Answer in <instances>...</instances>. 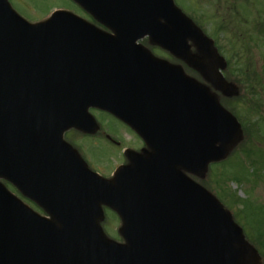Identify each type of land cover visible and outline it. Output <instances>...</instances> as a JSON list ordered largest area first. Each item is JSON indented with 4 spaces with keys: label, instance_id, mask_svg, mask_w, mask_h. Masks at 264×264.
<instances>
[{
    "label": "water",
    "instance_id": "obj_1",
    "mask_svg": "<svg viewBox=\"0 0 264 264\" xmlns=\"http://www.w3.org/2000/svg\"><path fill=\"white\" fill-rule=\"evenodd\" d=\"M74 1L116 34L66 11L31 24L0 0V177L52 219L0 182V264H262L231 212L186 174L225 159L240 123L181 66L137 44L149 35L232 96L212 41L174 0ZM90 107L130 124L151 150L129 153L112 180L63 139L98 130ZM103 206L120 214L125 244L104 234Z\"/></svg>",
    "mask_w": 264,
    "mask_h": 264
},
{
    "label": "rangeland",
    "instance_id": "obj_2",
    "mask_svg": "<svg viewBox=\"0 0 264 264\" xmlns=\"http://www.w3.org/2000/svg\"><path fill=\"white\" fill-rule=\"evenodd\" d=\"M10 2L18 13L33 23L42 21L47 17V12L55 9H72L71 11L77 12L76 14L81 12L70 0H10ZM175 2L185 13L202 22V26L211 37L219 39V43L215 40L220 51L228 61H231L224 73L225 76L234 78L240 84L242 83L240 81H243L241 80L243 75L236 69L243 70L249 76L246 81L248 85L242 83L241 98L224 99L222 97V102L233 112H239L246 127L248 124L245 117L249 123L251 120L258 123L256 132L251 129L255 135L252 134L251 138L245 131L246 137L240 148L238 147L230 153L226 159L227 163L213 167L212 164L205 175V182L211 186L209 189L216 196L221 192L224 202L233 203L229 210L233 214L235 212L239 224L251 237L249 232H252L251 228L264 223V120H262L264 119V33L261 34L260 30H257V27L260 29V24L264 29V23H261L264 21V0H175ZM258 12L261 13V16ZM219 21H224L229 25L228 30H223L222 34L216 33ZM233 52L237 53L238 57ZM252 78L258 79L257 84L251 86L258 90V98L250 92V83L256 82ZM256 99L259 100L257 103L259 109L252 111L253 101ZM246 110L251 111L246 112ZM91 112L97 117L96 119L102 121L100 123L104 127L103 130L111 125L120 128L125 141H129L130 131L126 132L127 130L119 120L98 112L96 109H91ZM65 138L78 146L91 167L101 175L110 176L114 169L124 161L122 160L123 148L106 144L102 140L101 133L86 136L71 130L65 134ZM245 147L249 148V153L244 154L242 148ZM251 158L253 159L250 160ZM216 173H218L217 176ZM215 178H218L216 183ZM234 192V197L239 195L244 199V202L239 204L233 202L230 194ZM23 200L30 203L25 198ZM242 209L246 210L244 213L247 221L242 213L241 216L236 214V212L240 213ZM108 215L110 216L108 217ZM108 215L106 214L103 223L105 232L109 237L120 240L121 236L118 231L121 221L113 213H108Z\"/></svg>",
    "mask_w": 264,
    "mask_h": 264
},
{
    "label": "flooded vegetation",
    "instance_id": "obj_3",
    "mask_svg": "<svg viewBox=\"0 0 264 264\" xmlns=\"http://www.w3.org/2000/svg\"><path fill=\"white\" fill-rule=\"evenodd\" d=\"M145 42L148 43V40L147 41L145 40ZM155 53L158 56L164 55L169 60H171L170 62L173 63V64H177V62L180 61L176 56L171 55L169 53L167 54V53H165V51L163 52V50L160 49V48H157ZM210 63L213 64L212 62H210ZM185 70H186V72L189 75H193V72L194 71L192 70V68H190L188 66H185ZM126 128H127V131L126 132H128L130 129L128 127H126ZM130 135H131V137H130L129 141H127L128 149H130V148L131 149H134V150H140V149H142L144 147V142L139 137H137L135 134H132V132H130ZM121 139H122L123 142L126 143V141L124 139V136H122ZM114 143H115V141H114ZM117 144L120 145L121 142H117Z\"/></svg>",
    "mask_w": 264,
    "mask_h": 264
},
{
    "label": "trees",
    "instance_id": "obj_4",
    "mask_svg": "<svg viewBox=\"0 0 264 264\" xmlns=\"http://www.w3.org/2000/svg\"><path fill=\"white\" fill-rule=\"evenodd\" d=\"M249 153V151H245ZM254 226V225H253ZM264 223L257 225L252 228L253 235L251 236L252 241L264 252ZM257 231V233H255ZM264 254V253H263Z\"/></svg>",
    "mask_w": 264,
    "mask_h": 264
}]
</instances>
